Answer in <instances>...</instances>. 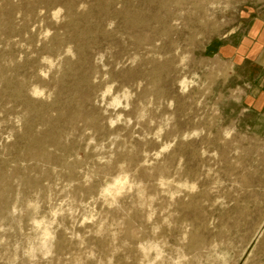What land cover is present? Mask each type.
<instances>
[{
  "label": "rangeland",
  "instance_id": "1",
  "mask_svg": "<svg viewBox=\"0 0 264 264\" xmlns=\"http://www.w3.org/2000/svg\"><path fill=\"white\" fill-rule=\"evenodd\" d=\"M263 10L0 0V264L264 263V136L217 53Z\"/></svg>",
  "mask_w": 264,
  "mask_h": 264
},
{
  "label": "crops",
  "instance_id": "2",
  "mask_svg": "<svg viewBox=\"0 0 264 264\" xmlns=\"http://www.w3.org/2000/svg\"><path fill=\"white\" fill-rule=\"evenodd\" d=\"M217 53L244 75L241 105L256 118L254 131L264 136V10L248 21L243 34L218 45Z\"/></svg>",
  "mask_w": 264,
  "mask_h": 264
},
{
  "label": "bare ground",
  "instance_id": "3",
  "mask_svg": "<svg viewBox=\"0 0 264 264\" xmlns=\"http://www.w3.org/2000/svg\"><path fill=\"white\" fill-rule=\"evenodd\" d=\"M182 85L184 86V83H182ZM33 93H35V92H33ZM122 185H123V184H122V181L119 180V181H117V182L115 183V185H114V187H113L112 189H108V190H106V192H107V193H110V192H112V193H118V192L120 191Z\"/></svg>",
  "mask_w": 264,
  "mask_h": 264
}]
</instances>
